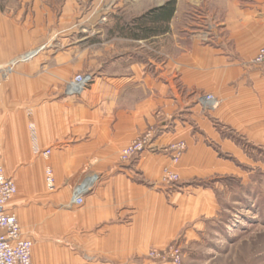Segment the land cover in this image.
<instances>
[{"label": "crops", "instance_id": "1", "mask_svg": "<svg viewBox=\"0 0 264 264\" xmlns=\"http://www.w3.org/2000/svg\"><path fill=\"white\" fill-rule=\"evenodd\" d=\"M28 1L0 4V65L42 48L0 82V164L17 186L7 209L33 242V263L160 264L148 251L191 216L189 186L239 175L235 162L264 151V63H252L264 47V0H175L168 20L140 22L170 0ZM77 73L93 82L68 96ZM207 94L215 110L201 105ZM147 131L151 148L120 162ZM181 142L174 162L170 147Z\"/></svg>", "mask_w": 264, "mask_h": 264}, {"label": "rangeland", "instance_id": "2", "mask_svg": "<svg viewBox=\"0 0 264 264\" xmlns=\"http://www.w3.org/2000/svg\"><path fill=\"white\" fill-rule=\"evenodd\" d=\"M74 1L92 8L133 0ZM0 4L15 11L20 6L28 9L29 1L0 0ZM185 149L184 144L180 157ZM250 158L254 161L251 165L235 162L241 167L239 175L189 186L191 216L183 218L175 240L164 248L149 250L147 257L160 264H264V151L251 152ZM165 181L168 185L177 182ZM171 249H178V262L168 256ZM153 253L166 255L157 259Z\"/></svg>", "mask_w": 264, "mask_h": 264}, {"label": "built area", "instance_id": "3", "mask_svg": "<svg viewBox=\"0 0 264 264\" xmlns=\"http://www.w3.org/2000/svg\"><path fill=\"white\" fill-rule=\"evenodd\" d=\"M42 48L30 49L15 57L7 64L0 65V82L8 79V76L19 64H24L36 58ZM252 63L260 65L264 63V47L260 48L253 58ZM93 82V76L89 73L76 74L65 86V94L68 96H80ZM201 105L207 110H215L218 106L217 99L212 94H207L200 99ZM154 134L147 131L135 139L129 146L122 149L119 153L120 162H128L133 157L142 154L151 148ZM173 161L177 162L184 149V144L177 143L172 145ZM50 151H45L44 156H48ZM170 182L177 181L176 174L167 173L165 180ZM46 186L49 190L53 189V176L49 168L45 170ZM88 187L85 184L77 186L74 190L72 204L79 206L83 203V197L87 193ZM17 186L11 178L5 176L0 164V264H34L32 260L33 242L24 238L17 216L7 209L8 203L16 196ZM153 253L151 256L161 259L165 256ZM168 256L173 262L179 261L178 249H171Z\"/></svg>", "mask_w": 264, "mask_h": 264}, {"label": "trees", "instance_id": "4", "mask_svg": "<svg viewBox=\"0 0 264 264\" xmlns=\"http://www.w3.org/2000/svg\"><path fill=\"white\" fill-rule=\"evenodd\" d=\"M174 11H175V0H170L162 8L151 9L146 13H144L143 15H141L140 17L134 19L133 22H140L144 19L158 17V16L166 18L168 20L170 17L173 16Z\"/></svg>", "mask_w": 264, "mask_h": 264}]
</instances>
